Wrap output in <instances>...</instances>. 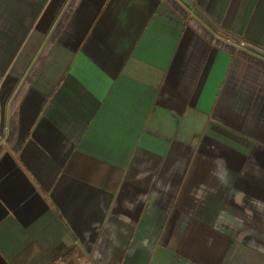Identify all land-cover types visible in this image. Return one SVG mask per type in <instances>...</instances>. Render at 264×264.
Instances as JSON below:
<instances>
[{
  "label": "crops",
  "instance_id": "0c3cea01",
  "mask_svg": "<svg viewBox=\"0 0 264 264\" xmlns=\"http://www.w3.org/2000/svg\"><path fill=\"white\" fill-rule=\"evenodd\" d=\"M72 250L264 264V0H0V264Z\"/></svg>",
  "mask_w": 264,
  "mask_h": 264
},
{
  "label": "trees",
  "instance_id": "16d2710c",
  "mask_svg": "<svg viewBox=\"0 0 264 264\" xmlns=\"http://www.w3.org/2000/svg\"><path fill=\"white\" fill-rule=\"evenodd\" d=\"M53 264H80L77 251H69Z\"/></svg>",
  "mask_w": 264,
  "mask_h": 264
},
{
  "label": "built area",
  "instance_id": "2783aa9c",
  "mask_svg": "<svg viewBox=\"0 0 264 264\" xmlns=\"http://www.w3.org/2000/svg\"><path fill=\"white\" fill-rule=\"evenodd\" d=\"M227 43H234L235 45H237L238 47H243L245 45L244 41L242 40H236V39H233L231 37H228L226 39Z\"/></svg>",
  "mask_w": 264,
  "mask_h": 264
}]
</instances>
